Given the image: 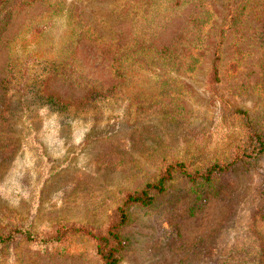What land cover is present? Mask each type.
Instances as JSON below:
<instances>
[{
    "label": "rangeland",
    "instance_id": "obj_1",
    "mask_svg": "<svg viewBox=\"0 0 264 264\" xmlns=\"http://www.w3.org/2000/svg\"><path fill=\"white\" fill-rule=\"evenodd\" d=\"M1 16L0 234H104L169 165L245 152L202 201L177 175L132 206L121 264H264V152L246 149L264 135V0H8ZM0 264L103 262L76 233L0 242Z\"/></svg>",
    "mask_w": 264,
    "mask_h": 264
},
{
    "label": "trees",
    "instance_id": "obj_2",
    "mask_svg": "<svg viewBox=\"0 0 264 264\" xmlns=\"http://www.w3.org/2000/svg\"><path fill=\"white\" fill-rule=\"evenodd\" d=\"M8 0H0V24L1 27L5 25L7 16L2 18L3 7ZM161 57L166 58L168 54L159 53ZM164 55V56H163ZM219 58L216 59V62ZM214 63V76L217 78L218 68ZM215 78V79H216ZM253 149L251 153L259 155L264 152V135L255 132L254 136L250 137L249 145ZM244 152V150H243ZM237 156L233 161L227 163H217L203 172H192L183 163H173L163 170L158 180L155 183L148 184L142 190L130 195L125 201L123 207L119 211V219L116 223L111 225L108 231L104 234L87 232L84 228H62L56 235L52 237H38L32 234L29 230H13L8 234H0V242L7 244L12 242L16 237L22 236L28 242L37 243L41 245L60 244L69 235H75L76 233H82L92 238V241L96 244L97 255L103 262V264H121L122 253L128 248V240L121 236V229L126 226L130 221L129 209L132 206L151 207L156 202L159 195L164 194L169 184L174 180L175 176L181 175L185 177L190 185L191 191L195 193V196L199 197L202 201V196H199V187L202 184L213 183L218 180V177L228 172L232 167L243 161V157ZM251 154L249 157H252Z\"/></svg>",
    "mask_w": 264,
    "mask_h": 264
}]
</instances>
